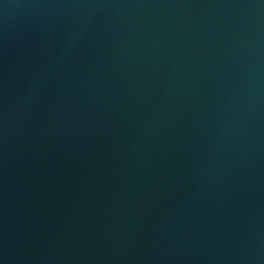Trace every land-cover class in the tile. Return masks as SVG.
<instances>
[{"label": "water", "instance_id": "95a60500", "mask_svg": "<svg viewBox=\"0 0 264 264\" xmlns=\"http://www.w3.org/2000/svg\"><path fill=\"white\" fill-rule=\"evenodd\" d=\"M0 264H264V0H90L0 112Z\"/></svg>", "mask_w": 264, "mask_h": 264}]
</instances>
